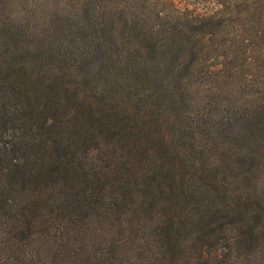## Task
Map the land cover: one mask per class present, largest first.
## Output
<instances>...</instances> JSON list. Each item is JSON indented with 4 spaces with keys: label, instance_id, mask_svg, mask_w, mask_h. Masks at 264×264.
<instances>
[{
    "label": "trees",
    "instance_id": "16d2710c",
    "mask_svg": "<svg viewBox=\"0 0 264 264\" xmlns=\"http://www.w3.org/2000/svg\"><path fill=\"white\" fill-rule=\"evenodd\" d=\"M122 2L89 0L77 55L0 42V264H264V78L191 110L202 60L247 62L246 26Z\"/></svg>",
    "mask_w": 264,
    "mask_h": 264
},
{
    "label": "rangeland",
    "instance_id": "374dc122",
    "mask_svg": "<svg viewBox=\"0 0 264 264\" xmlns=\"http://www.w3.org/2000/svg\"><path fill=\"white\" fill-rule=\"evenodd\" d=\"M122 1L124 3L126 0ZM127 2L133 5L136 14L143 13L155 3L158 7L167 4L166 7L174 6L200 15H210L222 10L228 17L246 26L247 44L244 48L248 60L237 72L232 73L224 64L219 63L223 59L222 56L212 55L198 64V73L191 89L192 115L200 116L204 111H213L216 102L229 105L232 90L236 95L245 96L240 89L243 81L255 75L264 78V0H227V3L222 0ZM88 7L89 0H0V42L12 41L10 39L13 37L9 35L11 32H23L26 33L25 40L35 46H39L44 38L54 42L59 39H63L65 43L68 41V47L75 49L77 55L80 51L77 47L79 38L83 40L82 44L87 43L85 38L92 33L90 27L83 26L90 14ZM68 47L65 46V49ZM54 57L56 56L52 54L49 56L50 65L61 67L59 55Z\"/></svg>",
    "mask_w": 264,
    "mask_h": 264
}]
</instances>
